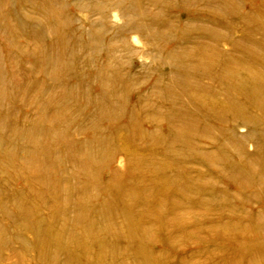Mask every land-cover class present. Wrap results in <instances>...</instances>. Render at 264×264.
I'll use <instances>...</instances> for the list:
<instances>
[{"label":"rangeland","instance_id":"obj_1","mask_svg":"<svg viewBox=\"0 0 264 264\" xmlns=\"http://www.w3.org/2000/svg\"><path fill=\"white\" fill-rule=\"evenodd\" d=\"M63 1L70 19L62 20L55 29L56 11L61 12L58 0L46 1L48 9L41 0H0V228L10 234L5 237L6 245L0 244V264H264V107L237 94L230 111L212 114L188 94L199 85L200 93H218L215 77L220 79L228 60L221 53L251 61L244 49L253 48L241 38L250 30L256 39L262 38L264 30L258 32L255 24L249 27L242 16L264 19V0H124L121 8L101 5L102 13L95 6L77 9L79 0ZM226 1L237 5L240 12L223 8L221 3ZM98 21L111 28L109 35H116V45L104 42L112 53L106 49L97 58L109 62L110 56L116 68L110 71H118L123 83L118 88H125L137 107L136 127L120 134L131 149L142 152L140 158L114 145L97 154V133L106 136L108 131H97L99 81L92 79L95 74L84 76L91 73L85 65L92 62L82 59L104 35L97 32ZM77 29L76 37L82 35L83 39L70 43L79 51L78 57L82 56L76 58L72 71V48L65 52L52 41L67 40L68 32ZM159 37L167 43L165 50L153 39ZM122 39L133 53L123 51ZM175 46L180 47V56L183 51L191 58L194 71L199 57L213 60L210 53L215 49L218 64L209 75L214 81L200 75L195 85L189 79L184 89L178 85L167 88L164 83L178 76L174 65L181 67V63L174 54L175 63L159 60L160 52L166 54ZM237 69L234 71L249 79V86L255 85L249 72ZM74 72L82 78L74 77ZM159 76L163 83L154 88ZM129 79L135 85H127ZM221 79L225 85L235 84ZM187 97L193 104L181 107L198 110V120L205 114L208 117L195 130L178 127L181 131L174 136L166 129L169 118L165 114L173 101L186 102ZM161 110L166 112L162 113L165 119L158 126L164 128L165 136L147 138L146 131L153 127L149 115H159ZM106 120L99 124L109 126ZM117 132L107 135L114 137ZM224 138L231 140L230 147H223ZM90 151L97 158L92 169L85 166L84 158ZM57 164L62 175L56 178L59 186L52 177ZM154 173L158 179L151 177ZM8 178L20 190L28 183L41 191L48 186L53 189L45 206L31 194L40 208L30 227L19 229L21 219L13 208ZM85 179L90 186L97 184V204H103L108 218L104 224L100 213L97 219L94 214L91 217L99 224L97 250L85 233L89 218L84 207L88 203L79 194ZM64 181L69 185L62 186ZM72 187L70 200L67 191ZM95 200L96 194L91 192L89 205ZM41 218L56 226L52 243L39 245L34 238L33 230ZM24 241L38 246L26 251ZM67 255L85 258L70 262Z\"/></svg>","mask_w":264,"mask_h":264},{"label":"bare ground","instance_id":"obj_2","mask_svg":"<svg viewBox=\"0 0 264 264\" xmlns=\"http://www.w3.org/2000/svg\"><path fill=\"white\" fill-rule=\"evenodd\" d=\"M41 1H42L41 2L42 5L45 9L50 8L46 4V1H50V0H41ZM81 3L86 4V6L84 4L81 5ZM101 5H102V7L103 6H114L115 8H121L124 5V0H95V1H93V0H79V1H77L76 8L78 7L77 9H84L85 7H88V9H91V8L94 9V6H95V7H97V13H102V10L99 8ZM221 5L227 11H234L236 9L237 12H240V8L237 5L231 4L229 1L222 2ZM59 9L61 10V12L58 13L56 11V18L54 20L55 21L54 22V28L55 29H58L59 25H61L63 21H67L70 19V17L66 15L67 4L65 3V1L58 0V10ZM242 19H244V21L247 23V25H249V27L251 25H254V24L256 26H258L257 27L258 32H259L258 29L264 30V19H263V17L258 16L257 18L253 19L252 17L248 16L247 14H245V15L243 14ZM97 28H98L97 32L98 33H104V35L102 37H100L101 40L97 38V43H94V46L92 47V49H90V53L88 55L83 54L82 61L86 62L88 60L89 62H92V65H85V69L90 68L89 70H91V73L87 72L84 76L86 78H88L90 76H93L92 74H95L97 76L93 77L92 79L97 80V82L99 81L98 84L100 86V94H99L100 98H99V104H97V131H102V132L108 131V133H109V131H112V130L118 131L114 137L108 136L107 135L108 133L106 134V136L105 135H99L97 133V149H96L97 154L99 152H104L105 150L109 149V147L114 145V146H117V149H119L120 151L128 152L131 155H136L138 158H140V156L142 155V152L135 150V149L134 150L131 149V147L125 142V140L121 137L122 135L120 134L121 132L128 131V130H130V128L135 126V124L137 122L136 116H135L136 112H137V107L135 106V103L134 102L132 103V100H130L127 97L128 91L125 88H120V89L118 88V84L119 85L121 84V86H122L123 83H121V81H120V75H119L118 71H115V72L110 71V69H116V68L112 67L113 61L110 58V56H109V62H108V60L103 61V60L97 58L98 55H101L102 53L106 52V49H107L108 53L113 51V49L110 50V48L104 47V42L106 40H108V41H110L109 44L110 43L115 44L114 38L116 37V35H113V36L109 35L111 28L108 29V27L105 26V24L102 21L97 22ZM165 28L167 31V36L170 37L171 33L169 32V29H167L166 24H165ZM175 30H176V28H175ZM77 31H78V29L73 30V32L70 30V32H68V34L66 36L67 40L55 39L52 41L53 45L55 47L65 51V52H68L72 48L71 56L69 59L70 65L72 67L71 68L72 71H74V69H76V58H81V56H82V54H81L80 57H78L79 51L75 50L73 48L74 46H71V43H70L73 39H75V40L83 39L82 35H81V37L80 36L76 37ZM248 34L249 35H244L245 38H241V40L246 41V45L253 48V49H250V48L244 49L245 55L247 57H249L251 59V61L248 62L245 60H241V61L236 60L235 58H233V56H230V54L226 55V54L221 53V57L226 58L228 60L225 63L226 64L225 67H223L221 69V72L219 73L220 79L222 77L223 78L225 77V79L229 80L230 82H235V84L232 83L231 85H227V84L225 85L221 81L222 79L220 80V79H217V77H215V81L217 80L219 85H220V87H215L216 88L215 90L218 93L213 92V93L208 94V95L205 93H200V91H199L200 85L197 87L196 92L188 93L189 96L196 97L199 100L198 102H202L204 107H208L207 112L212 113V114L213 113H223L224 114V113H226V110L230 111L231 107L233 108L234 104H235V102L233 101L232 98L234 96H236L237 94L244 96L248 100L249 103H257L259 105V107H261V106H262V108L264 107V33L262 34V38H259V39L255 38V35H254L255 33H253L252 30H250L248 32ZM161 37H164V36L161 35ZM208 38H209V36H208ZM212 38L214 39L213 36H212ZM218 38H221V36H219ZM153 39L158 42L159 48L164 47L163 50H165L167 43H164L160 37L159 38H153ZM237 46L238 45H236L234 47H237ZM177 47L180 49L179 46H177ZM177 47L175 46L171 50V52H168L166 54H165V52H160L161 57L159 60H161L163 62L169 60V62L175 63V58L173 56V54H174L177 56L176 62L181 63V67H177L176 64L174 65V69L176 70L181 82L179 83V81H178L179 78L177 76V79H174L173 81H170L168 83H164L167 88L178 85L182 89H184L186 85L188 86L189 79L191 80L192 85H195V82L196 81L198 82L200 80V78H201V77H199L200 75H203L205 80L210 78L209 80H211L212 82L214 81V79L212 77H209V75L212 73L211 70L215 66H217V64H218L217 58L219 56L217 55V51L215 49L210 53V57L213 60L208 61L204 57H199L197 59V63H196V71H194V65H193L194 63H192L191 58L189 56H187L186 53H184L183 51L181 52V56H180V52L177 53L178 52ZM129 48H130V46L126 44V41H124V47H123L124 50L123 51L133 53V50L129 49ZM237 48H233V50L238 51ZM106 54L107 53H105L104 56H108ZM164 54H165V56L163 57ZM186 60H188V63L185 62ZM199 62H202L203 64H201V63L199 64ZM237 67L244 68L246 72H249L250 80L255 83L254 86H249L248 83L246 82L249 79L246 80V78L242 77L239 74V71H234V69L238 70ZM180 69H183L184 72L180 73ZM200 69L204 70L203 73L199 72ZM259 69H262V70H259ZM188 70H190V74H187ZM125 74H129V72H126ZM160 75H161V78H162V76H164V74H160ZM73 76L78 77V79L82 78L81 75H78L77 72H74ZM125 76L126 75H124V77ZM161 78L159 76V79L158 78L155 79L156 83L154 82L155 83L154 88L157 86V84L163 83L162 80H160ZM83 80H85V79L83 78ZM89 82H92V81L89 80ZM223 84L226 87H224ZM127 85H129V86L135 85L134 80L129 79L127 82ZM182 85H184V86H182ZM94 87H95V85H94ZM237 87L240 89V93H238ZM99 95H97V96L99 97ZM174 96L176 98H179V95H174ZM167 99H169V98H167ZM175 102L176 101H173L172 107L169 109L168 114L167 115L165 114V116H167L169 118V121H168L169 123H168V126L166 129H168L169 133H172L174 136H178L179 131H181L178 129V127H181V128L183 127V129L186 128V129L192 131V130H195L200 123H202L204 118L208 117L207 114H205L203 116L201 115L202 120H198L197 116L200 115V112L198 110H190V111L185 110L184 106H188L189 104H193V100L191 99V97H187L186 102L179 101V102H177V104ZM215 102H217L218 104L214 105ZM150 104L154 105L153 103H149V105ZM183 104H186V105L181 107ZM162 111L163 110L159 111L160 112L159 115H155L153 113H150L149 120L153 123V127H152V129H148L146 131L147 138H152V139L155 138L156 140H159V139L163 138V136H165L164 133L161 132L162 126H158V123H160L161 120L165 119V116L162 113H166V112H162ZM101 119H107L106 121H109V126H107V125L105 126L104 125L105 122H102V125L99 124V120H101ZM120 120L122 121L121 122L122 124L119 125L116 123V121H120ZM139 129H141V127ZM163 129L164 128H162V130ZM143 130H146V129H143ZM138 133H139V131H138ZM253 135H255V134L253 133ZM231 144H232V142L228 138L223 139V147H230ZM84 158L86 159V165L85 166H87L88 169H92V167H94V165L91 166L92 162H97V158L95 157V154H93V152L90 151L88 154H86L84 156ZM99 162H101V161H99ZM59 167H60V164H57V166L54 169L55 170L54 174L52 176V177H54V182H57V185L59 184V180H57L56 178H57V176L61 175L60 171H59ZM92 171L96 172L94 170H92ZM47 172H48L47 176L49 178H51V175H49L51 171L48 170ZM3 173L6 174L5 172H3ZM66 175H67L66 173H63V179L66 178V181H68L69 179L67 178ZM154 176L156 177V179L159 178V176L156 173L151 175V177H154ZM86 180L87 179L82 181V184H81L80 189H79L80 197L83 199L84 202L88 203V205H86V207H84V213L86 214V217L89 218L88 223L85 225V233L87 234L88 237H92V242L94 243L95 249L97 250V226L99 224H97V221L91 219V217H93V214H94L95 219H97V212L100 213L102 215V219L104 220V222H103L104 224L107 223L108 218L105 215L106 210L104 209L103 204H101L100 202L97 204V184H93L90 186V184H88L86 182ZM12 182H13V180L11 181V178H8L6 180V183H8L9 186L11 187V193H12L13 199L15 201V203H13L14 204L13 208L19 213V216L21 219V222L18 223L19 229H21V227L22 228L30 227L32 225L31 221L34 219V212H36V208H38V207L40 208V206H36L33 203L34 200L31 196V194H35L37 196V198L41 201V204L45 206V205L49 204L48 203V199H49L48 195L52 194L51 190H53V189H52V187L48 186V188L45 191H41L40 189H37L34 186V184L28 183V184H25V190L24 189L20 190V189L15 188V185L11 186ZM63 185H69V184L64 181L62 186ZM72 190H73V187L69 188V190L67 191V195H68L67 197L70 200H72V198H73L72 197ZM91 192H95V194H96V200H95L96 202L93 206L89 205V202L91 199ZM88 193H90V195ZM157 194H159V190H158ZM121 209L122 208H120V210ZM6 215L9 216V215H11V213L9 211H7ZM127 215L128 214H126V215L124 214L123 217L128 218L129 215L128 216ZM83 218H85V217H83ZM11 220L13 222H15L14 219H11ZM128 224L130 225L129 227L132 229L133 227L131 226V222H128ZM100 225H101V223H100ZM55 231H56V226L54 224H48L44 218H41L37 222V229L33 230V235H34L36 242H38V243L43 242V241H45V242L50 241L51 242V240L53 241L52 234L55 235ZM130 234H131V232H130ZM0 235L2 236L0 244L2 246H5L7 243L5 237L7 235L10 236V234H8V232L5 231L4 228H0ZM9 236H7V237H9ZM18 236L21 239L24 238L23 234H19ZM61 241H62V238L60 237L58 242H61ZM32 243H34V242H32ZM38 243L31 245V243L24 241L23 246H24L26 251L27 250L30 251L29 249L35 248L36 246H38L37 245ZM40 244H42V243H39V245ZM48 247H50V246L48 245ZM100 247H101V244H100ZM47 248H46V250H49ZM40 253H38V255ZM47 253H50V252H47ZM84 258H85V256L75 257L73 255H69L67 261H70V262H78L79 261V262H81Z\"/></svg>","mask_w":264,"mask_h":264}]
</instances>
